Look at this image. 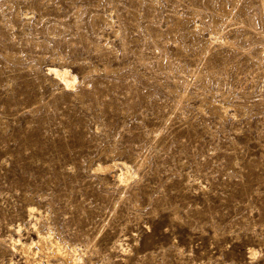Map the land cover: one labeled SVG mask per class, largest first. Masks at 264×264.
<instances>
[{"label": "rangeland", "instance_id": "rangeland-1", "mask_svg": "<svg viewBox=\"0 0 264 264\" xmlns=\"http://www.w3.org/2000/svg\"><path fill=\"white\" fill-rule=\"evenodd\" d=\"M38 234L76 264H264V0H0V264L72 259Z\"/></svg>", "mask_w": 264, "mask_h": 264}, {"label": "bare ground", "instance_id": "bare-ground-1", "mask_svg": "<svg viewBox=\"0 0 264 264\" xmlns=\"http://www.w3.org/2000/svg\"><path fill=\"white\" fill-rule=\"evenodd\" d=\"M68 68V67H67ZM67 68H62V69H57L56 67H49L48 70L53 71V73L58 76L60 79L63 80L64 82V86L67 87L68 89L75 85V83H73L74 81L72 79H69V72L67 70ZM73 75V74H72ZM215 108V107H214ZM225 111V110H224ZM225 112H223L224 114ZM117 165L118 163H113V165ZM120 165V166H119ZM118 165L119 170L118 171V175L115 173V175H117V178L119 177L120 180H125V182L127 181V179L132 175V170L129 164H127L126 162H120V164ZM111 165H101L100 163L96 164L95 168L96 170H105L107 168H109ZM105 172V171H103ZM136 173V172H135ZM134 174V172H133ZM132 177V176H131ZM130 177V178H131ZM129 178V179H130ZM124 182V183H125ZM16 231V230H15ZM14 237V236H13ZM15 238V237H14ZM20 237H17V239H13L12 237L10 238L9 243V247L10 249H16L19 248L25 255H28L31 252H35V248L33 247V245L30 244H25L24 242L20 241L19 239ZM15 241V242H14ZM32 242V241H31ZM38 249L40 250H44L46 248H48V244H50V247H52L54 249V251L61 256V258L66 259L69 256L71 257L73 255V252H70L69 250H67L65 247H63L58 241L51 239L48 235H41L38 234ZM77 251V250H76ZM75 251V253H76ZM65 263V262H64ZM75 263V259L72 256V259H70V261H67L65 264H74ZM76 264V263H75Z\"/></svg>", "mask_w": 264, "mask_h": 264}]
</instances>
